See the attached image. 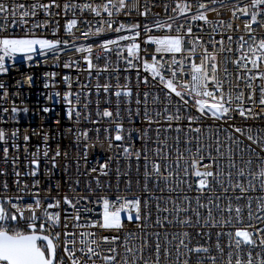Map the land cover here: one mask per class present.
<instances>
[{
  "label": "snow or ice",
  "instance_id": "snow-or-ice-1",
  "mask_svg": "<svg viewBox=\"0 0 264 264\" xmlns=\"http://www.w3.org/2000/svg\"><path fill=\"white\" fill-rule=\"evenodd\" d=\"M143 3L148 6L142 8L141 0H135L131 6H129L128 0H102L100 4H96L95 0L91 3L64 0L63 11L65 13L79 8L81 13L88 10L91 13H97L99 17L98 19L79 21L88 25L82 35L86 39L96 37L99 39V43L76 44L74 43L75 36L72 40H60L31 34L37 29L51 27L53 22L51 18L54 13L50 6L56 5L59 8L57 0H47V2L33 0L30 5L15 2L7 5L0 2V19L4 21L3 24H0V33L9 28V20L12 25L29 29V34L23 36L0 35V74L8 71L6 62L14 60L18 54H22L25 61H31L36 55L47 58L48 54H51L54 62L58 64L60 56L69 48H74L75 53L82 54L80 59L86 63V69L80 68L79 60L72 56L68 58L69 62L65 63L63 67H76L79 72L87 71L89 77L92 76L91 70L96 69L97 75H100L109 70V64L107 61L103 65L94 63L93 49L95 48L96 59L99 60L100 55L107 56L111 51V46L114 45L117 48L118 59L125 61V70L132 68L134 61H141L143 66L151 72L152 77L158 79L159 84L164 85L162 101L164 107L155 115L149 113V92L147 90L143 92V100L139 90L136 92L135 116H141L140 105L143 104L142 120L148 122L147 127L143 129L129 128L128 136L125 137L122 135L123 125L116 122L114 140L120 143H115L112 137L108 138V148H116L118 151L117 159L121 155L126 159L135 157L138 171L140 159H143V190L147 195L136 196L132 199L118 197L115 201L101 197L100 201H97L102 202L103 205L99 219L91 215L94 209L91 207L92 201L88 196H77L75 200L68 195H64L62 200L48 196L43 199L50 202L43 203L38 187L40 181L33 179L32 186L29 187L21 179L22 176L28 175L35 177L39 161L33 158L30 164L37 167H32L30 173H22L16 167V158H13L16 193L11 196L7 195L9 184L5 181L2 185L3 194H0V264H64L65 257L70 261V264H98V260L100 264H160L161 254L165 259L175 257L174 261L169 260V264H193V256L196 257L195 264H217V256L209 255L212 252L209 245L212 239V229H217L215 231V249L221 254L225 251V245H222L221 240L227 237V260H222L221 264H264V128L258 126L253 132L251 126L242 128L230 125V128L235 129V133L245 135L250 143L245 144L240 136H233L230 132L227 137L229 143L222 145L220 127H213V125L203 122L207 117L213 121H228L233 118L234 113H238L245 120H258L264 116V110L256 112L254 107L245 108L246 102L252 105L256 103L252 99L251 92L247 94V100L243 93L233 96L230 92L227 94L224 92L223 82L217 78L219 62L218 53L215 50V46L219 44L220 53L231 52L233 49L225 46V39L231 44L234 41L235 33L242 31V33L251 34L248 38L253 39L255 44L247 52H243L242 55L233 59L232 63L239 62V68L244 70L243 73H238L237 79L249 75L253 80L256 77L264 79V70H260L261 62H264V32L257 39V29L254 27V25H259L260 29H264V0H251L250 4H242L240 0H234L230 8L232 19H239L241 14L245 17L242 30L239 23L234 26L232 20H229L225 24V21L220 18V9L226 7L223 0H195L194 4L192 0H174L175 6L172 8V12L175 15L165 14L163 17L159 12L152 11L153 7L160 6L157 0H143ZM163 8L167 13V0H164ZM40 10H43L47 18L33 19L29 23V18H36ZM101 12L107 14L106 19L99 16ZM134 12L144 18L145 22L142 25L139 21L126 23L119 20L121 14L131 18ZM184 13H189L184 18L185 22L177 25L176 17H180ZM209 13L215 14V20L210 18ZM55 15H59V13ZM150 16L153 19H149ZM118 20L119 22H117ZM77 24L76 18L68 19L64 29L67 32ZM92 24L97 25L95 29L91 27ZM207 25L212 26L210 33L205 32ZM58 29L57 23L56 27L51 28L52 34L56 35ZM152 29L168 31L163 35H154L151 32ZM217 30H219V39L216 38ZM112 31L117 33L114 38H102L101 34ZM205 35H210L211 38L205 40ZM138 38H142L143 42L148 45L143 53L144 59L141 57V44ZM238 39L243 42L245 37L241 34ZM122 41L129 42L121 43ZM153 44L155 45L154 50L151 48ZM185 44L188 45L186 53L184 52ZM207 45H211L212 50ZM125 49L127 56H122ZM236 50L241 51L242 45ZM157 53L171 54L170 62L163 61V56L157 60ZM249 53L251 54L249 55ZM177 54H180L179 58H177ZM149 56L151 57L150 61L146 58ZM197 57L198 59H196ZM118 68L117 64L115 69ZM185 72L188 73L189 79H184ZM224 72L227 73L228 69L224 68ZM137 75L139 77V73ZM44 76L46 79L54 78L56 73H45ZM23 79L30 81L31 78L24 77ZM63 81L68 84V90L63 92L67 118L72 120L75 117L78 123L81 118L80 93H74L71 90L73 81L69 75L65 74ZM19 82L17 81V83ZM76 82L79 83V77ZM148 82V78L144 77V83L148 84ZM45 87H49V85L46 83ZM85 87L88 85L82 84L81 91ZM95 87L98 92L101 87L106 93L111 90L109 84L100 85L97 83ZM247 87L252 88L253 85L249 83ZM0 89L3 90L0 92V100H6L8 90L3 83H0ZM132 91V88L127 85H117V91L114 93L117 97V116H119L121 94L130 100ZM260 93L259 104L264 105V87L260 88ZM172 94L178 98L174 105L172 104ZM53 95L59 97L61 94L59 92L49 94L48 98L52 99ZM87 95L85 93L86 97ZM186 96L193 98L195 103L190 106ZM158 100L159 97L154 98V102ZM106 102H108L107 99ZM97 105L99 106V100H97ZM87 106L86 99L83 107L87 108ZM193 109L197 110L196 114L186 115ZM23 110L26 112L27 108ZM49 110L48 107L43 108L44 112ZM8 111L7 107L0 108V121ZM20 111L21 108L15 104L11 106L13 120L16 119V113ZM97 115L111 118L113 113L108 107H105L102 113L98 109ZM128 115L130 120L134 118L131 111ZM161 120L166 123H161ZM184 121H187L186 125L183 123ZM153 124L156 126V133L155 140L152 141L154 146L150 149L148 133ZM209 129L212 130L209 131ZM170 130L176 133L172 137V141L177 146L174 149L177 153L174 160L171 158L172 143L169 142L167 135ZM67 131L72 133L73 130L69 128ZM105 131L107 132L109 129L105 128ZM162 132L165 133L163 138H161ZM181 132L184 134L183 143L186 152H191L192 143L195 141L196 152L191 159V164L188 163L184 152L179 149ZM189 132L196 133V135L189 136ZM206 132L208 133L207 137L205 136ZM18 133L19 129H14L11 133L13 149L19 148L15 142ZM133 133H136L135 139L142 143L141 148H136L134 141L132 144L124 143L125 139H132ZM88 134L89 129L87 128L76 132L77 147L83 142L85 163H87L89 148L92 146L87 142ZM206 138L209 141H215V155H213L211 143L205 145ZM29 139V135L25 133L23 140L27 142ZM48 139V133H43L46 159L49 152ZM0 142H5V144L7 142L6 129L3 127H0ZM221 146L227 148V167L229 169L227 172L221 166L225 156V153L220 151ZM120 149L122 152L119 151ZM24 151H28L27 146ZM8 152L9 148L3 147L5 162H7ZM149 152L152 153V156H149ZM245 153H247L246 160L244 159ZM35 155L36 153L33 154L34 157ZM60 155V149L57 147L51 158L53 168L57 166L56 157ZM63 156L67 161L68 153L64 152ZM77 159L79 160V155ZM111 159L112 157L108 158L109 161ZM205 159L210 163L203 164ZM254 165H260L258 170L253 169ZM108 166V161L98 162L99 171L105 175H107ZM245 168L248 169L247 172ZM181 169H183L182 172ZM96 171V167L91 169L93 173ZM4 172L5 169L0 168V173ZM190 172L191 175L197 177L195 197L184 194L177 197L169 195L165 198L162 195L156 196L149 190L150 182L156 188L163 181L164 187L159 189L161 193L164 191L181 193L184 187L191 191L193 185L188 179ZM116 175L117 177L121 175L119 168L116 170ZM124 175H128V173H124ZM225 177H227L226 180ZM79 183V180H76V184L79 185ZM130 183L131 181H129ZM97 185L99 186V180H97ZM56 186L59 187L58 184ZM216 186H219V194H217ZM88 190L92 191L91 188ZM237 192L238 194H236ZM256 192H259L260 195H249V193ZM229 193L232 194L229 195ZM82 200L89 201V203L81 206ZM153 200H155V226L164 229L163 233L159 230L148 231L153 227L149 223L153 217ZM241 200H245L246 203L241 204ZM225 201L227 203H224ZM62 203L65 205L63 220H61L60 211L50 210L60 208ZM69 209H71L70 212ZM121 210L128 213V220L140 230L139 238L134 231H127L123 242H121L119 235L100 234L97 237L95 232L89 230L97 227L102 230L119 231L124 227L120 216ZM19 222L26 223L30 231L12 226ZM166 225H179L181 231L178 235L173 233L170 236ZM61 226L62 232L55 231L57 227ZM69 228L72 230L69 231ZM78 229H82V231H78ZM189 229H193L196 236H207L208 239L203 243L191 244L193 232ZM61 236H63L62 253L58 251ZM137 239L141 241L139 248L135 246ZM41 240L46 242V248L38 243ZM173 241H178V243H175L174 248L169 247ZM150 248L154 250L155 259L144 255ZM121 249L124 255L117 259ZM242 254H245L247 258L244 259Z\"/></svg>",
  "mask_w": 264,
  "mask_h": 264
},
{
  "label": "built area",
  "instance_id": "built-area-1",
  "mask_svg": "<svg viewBox=\"0 0 264 264\" xmlns=\"http://www.w3.org/2000/svg\"><path fill=\"white\" fill-rule=\"evenodd\" d=\"M3 4L11 5L13 2L20 4L30 5L33 0H0ZM42 2H47V0H42ZM63 2L64 0H57V3L60 5L59 8L56 5H51L50 9L53 11L54 15L51 18L53 21L51 23V27L40 28L33 32L32 35L36 36H44L46 38H57L60 40H72L73 36L76 37L74 43H99V39L96 37L86 39L84 35H82L83 31H85L88 25L79 22L82 19H98L97 13H91L88 10H85L81 13L79 8L73 9L70 12L65 13L63 11ZM93 0H77V3H91ZM129 6L135 3V0H128ZM193 4L195 0H192ZM226 7L220 9V18L225 21V24L232 20L233 25L235 26L236 23L241 25V30L243 29V25L245 23V17L241 14L239 19H232V13L230 11L231 6L234 3V0H223ZM96 4L102 3V0H95ZM157 3L160 5L158 7H153V12H159L161 17L165 14L167 15H175L172 12V8L175 6L174 0H167L168 8L167 13L163 8L164 0H157ZM242 4H250L251 0H240ZM148 5L143 3L141 0V7H147ZM59 13V15H55ZM189 13L181 14L180 17H176V24L180 25L185 22L184 18L187 17ZM210 18L215 20V14L209 13ZM99 16L107 18L106 13H99ZM45 13L43 10H40L37 13L36 18H29V23L32 22L33 19H45ZM76 18L78 20L77 25H73L69 31H65L64 25L68 19ZM149 19H153V17H149ZM119 20H123L126 23L137 22L139 21L141 25L145 22L143 17H139L134 12L131 18L124 17L122 14L119 17ZM119 20L117 22H119ZM3 19H0V24H3ZM9 28L0 33V35H13V36H23L29 34L28 28H21L17 25H12L11 20L8 21ZM57 23L59 25L58 33L56 35L52 34L51 28L56 27ZM203 23V22H199ZM97 25L92 24L91 27L95 29ZM211 25H207L205 27V32H211ZM257 29V39L260 38V34L264 32V29H260L259 25H254ZM168 30H156L152 29L151 32L154 35H163ZM196 29L194 28V32ZM114 31L107 32L101 34L102 38L111 39L114 38L115 35ZM123 35L124 33H120ZM243 34L245 39L241 42L238 37ZM251 34L237 32L234 34V41L229 44L227 39H225V46L231 47L233 51L231 52H223L220 53V45L217 44L215 46V50L218 53V62L219 68L217 71V78L223 82V89L224 92L231 93L233 96H238L243 93L247 100V94L249 92L252 93V99L256 101L255 105L246 102L245 108L254 107L256 112H261L264 110V105L259 104L260 98V88L264 87V79L261 77H256L254 80L251 79V75L248 77H241L237 79L238 73H243V69L239 68V62L232 63V60L236 57L243 54V52H247L250 47L255 44L253 39L248 38ZM210 35H205L204 39H210ZM217 39H219V30H217ZM141 44V57L144 59L143 56L144 50L148 45H146L142 38H138ZM129 41H122L121 43H127ZM151 43V42H149ZM242 45V50L237 51L236 49L240 48ZM210 50L211 45H207ZM152 50H154L155 45H151ZM188 49V45H184V52L186 53ZM251 53H249L250 55ZM82 54L75 53L74 48H69L65 51L59 59V63H55L54 59L51 54H48L47 58L42 57L40 55H36L32 58L31 61H25L23 59L22 54H18L14 60L7 61L6 67L8 71L6 73L0 74V83H3L4 87L8 90V97L6 100H0V108L7 107L9 109L8 113L3 115V120L0 121V127L6 129L7 133V142H0V168L5 169L4 173H0V194H3L2 185L5 181L9 184V191L7 195H14L16 193V185L14 181L16 180V176L14 175L13 169V158H16L17 164L16 167L23 173V172H31L33 166L30 164V161L33 158H36L39 161L38 171L35 177L31 175L22 176L21 179L26 182L29 187L32 186L33 179L39 180L40 185L38 186L40 189V196L42 198L43 203H49L50 201L44 200V197H54L56 199L63 198L64 195H68L73 200L76 199L77 196H88L92 201L91 207L94 209L93 213L91 214L94 218L99 219L100 215L103 211V205L100 201L101 197H106L111 201H115L118 197H123L125 199H132L136 196H144L147 193L144 192V179H143V159H140V168L139 171L137 170V160L135 157L124 158L122 155L117 159L118 151L116 148L109 149L108 148V138L112 137L115 143H120L119 141L114 140L115 135V123L119 122L123 125L124 131L122 135L125 137L128 136V129L129 128H140L143 129L144 127L148 126V122L142 120L143 115V104L140 105L141 116L136 117L135 111L137 105L135 103L136 99V92L139 90L141 99L143 100V92L147 90L149 92L148 97V109L149 113L155 115L156 112L161 111L163 109L164 104L162 103L164 99V85L159 84L158 79L152 77L151 72L146 69L141 61H134L133 66L130 69L125 70V61L123 59H118L117 57V48L116 46H111V51L108 53L107 56L103 54L100 55V59H96V50L93 49V62L97 65H103L106 61L109 64V70L102 72L100 75H97L96 69L91 70L92 76L89 77L87 71L79 72L76 67L72 68H64L63 65L68 61L70 56L75 57L79 60V67L86 69V63L80 59ZM122 56H127V50L125 49L124 52L121 54ZM180 54H177V58H179ZM163 56V61L170 62L171 54L168 53H157L156 59L159 60ZM149 61L151 57H146ZM198 59V57L196 58ZM227 61V63H225ZM119 65L118 69H115L116 65ZM224 68L228 69V72H224ZM264 70V62H261V69ZM55 72L56 76L54 78L46 79L44 74ZM139 73V77L137 75ZM67 74L71 77L73 83L71 84V90L74 93H80V106L79 111L81 112V118L77 123L75 117L72 120H69L66 115V105L63 100V92L68 90V84L63 81V76ZM24 77H30L29 80H24ZM77 77H79V83L76 82ZM144 77L148 78V84L144 83ZM188 73L185 72L184 79H189ZM139 80V84H138ZM17 81H20L17 83ZM48 84L49 87H45V84ZM87 84L88 87H85L83 91H81V85ZM99 83L100 85L109 84L111 86V90L109 93L103 91L101 87L99 92L95 85ZM251 83L253 85L252 88L247 87V85ZM117 85L120 86H129L132 88V95L129 100L128 97H124L121 94L119 98V116L116 115L117 112V97L114 93L117 91ZM3 90L0 89V92ZM59 92L61 95L56 97L53 95L52 99H49V94H54ZM87 93V97L85 96ZM172 99V104L174 105L178 98L175 97L174 94ZM159 97L158 101L154 102V98ZM189 100L190 106L195 103V100L191 97H185ZM87 99L88 106L84 108L83 105L85 100ZM106 99L108 102H106ZM97 100H99V106L97 105ZM15 104L16 106L21 108V111L16 113V119H12L11 113V106ZM48 107L50 110L48 112H44L43 108ZM108 107L113 116L111 118L98 116L97 110L102 113L103 109ZM27 108L25 112L23 109ZM129 111L133 113L134 118L130 120L129 118ZM197 110L193 109L192 112L186 113L187 114H196ZM95 122V123H94ZM205 124L213 125V127H220V138L223 144H228L229 141L227 139L229 133L231 132L233 136H240L241 140L248 144L250 141H247L245 135L241 133H235L234 128H230V125H235L237 127L245 128L246 126H251L253 132H255L256 128L262 127L264 128V116H261L258 120H245L243 117H240L238 113L233 114V118L228 121H213L210 117H207L203 121ZM161 123H166L165 121L161 120ZM185 125L187 121L183 122ZM195 127V125H194ZM71 128L73 131L69 133L67 130ZM89 129L88 134V143L92 146L89 148V154L87 156V163H85L84 152H83V142L80 143L79 147H77L76 143V132L77 130L82 129ZM105 128H108L109 131H105ZM14 129H19V133L16 138V143L19 145L18 149H13L11 147L13 141L11 139V133ZM99 129V132H97ZM212 129H209L211 131ZM48 133L49 139L47 141V147L49 149L48 158L46 159L44 156V145L45 141L43 140V133ZM27 133L30 139L25 142L23 140L24 134ZM155 133H156V126L153 124L149 129V137L150 141L148 147L151 149L154 145L152 141L155 140ZM164 132L161 133V138L164 136ZM207 132L205 136L207 137ZM167 135L169 136V142L172 143L173 150L171 151V158L174 160L177 153L174 150L177 146L172 141V137L176 135V133L170 130ZM183 132L180 133L181 136V143L179 145V149L181 152H184V155L188 158V163L191 164V159L193 158L196 152L195 141L192 143V150L191 152L185 151V146L183 143ZM196 133L189 132V136H194ZM97 137L99 138L97 140ZM136 133L132 134V139H125L124 143L132 144L134 141V146L136 148H141L143 145L139 140L135 139ZM205 145L207 146L209 143L212 145L213 155H215V141H209L207 138L204 140ZM7 146L9 148L7 162H5V157L3 153V147ZM25 146H27L28 151L25 152ZM57 147H59L61 155L56 157L57 166L53 168L51 164V158L55 153ZM39 148V151H38ZM122 152V149L119 150ZM221 152L225 153V156L222 159L221 166L225 172L229 171L227 167V148L221 146ZM67 152V161L63 156V153ZM36 153L35 157L33 154ZM79 155V160L77 159ZM149 156H152V153L149 152ZM112 157L109 161L108 158ZM244 159H247V153H245ZM108 161V169L107 175L103 174L99 171L98 162L103 163ZM210 161L205 159L203 164H209ZM65 165L67 169L65 170ZM93 167L97 168L95 173L91 172ZM174 167V165H173ZM260 165H254L253 169L258 170ZM119 168L121 175L117 177L116 170ZM151 170V169H150ZM171 170V169H170ZM181 172L183 169L180 170ZM247 172L248 169L245 168ZM124 173H128V175H124ZM189 182L193 185L191 191H188L186 187L181 193L176 192H168L164 191L163 193L160 192V188L164 187L163 181L160 182L159 187L154 188L152 183H149V190L150 192H154L156 196H164L165 198L169 195L173 197H177L178 195L187 194L189 196L195 197L196 195V179L194 175L189 176ZM227 177H225V180ZM76 180H79V185L76 184ZM97 180H99V186L97 185ZM139 180V183H137ZM129 181L131 183L129 184ZM59 185L57 187L56 185ZM215 186V185H214ZM91 188L92 191L88 189ZM217 194H219V186H216ZM232 193H229L231 195ZM238 194V192L236 193ZM249 195L257 196L260 195L259 192L256 193H249ZM207 198V197H205ZM89 201L82 200L80 202L81 206L84 204H88ZM153 203V217L152 220L149 222L153 225V227L149 228L148 231L155 232L161 231L163 233L164 229H159L155 226V219L156 213L154 209L155 200L152 201ZM224 203H227L225 201ZM241 204H245V200L240 201ZM163 206V205H162ZM65 205L61 204L60 208L58 209H50L56 210L61 212V220H63V209ZM171 207V204H169ZM71 209H69V212ZM122 214L124 215L123 219L121 220L124 227L117 230H102L100 228L94 227L89 229L90 231L95 232L96 236L99 237L100 234H116L120 236L121 242H123L124 235L127 231H134L136 236L139 238L141 236L140 230L136 227V225L128 220V213L124 210H121ZM245 217L247 215L246 211L244 213ZM247 223V220L245 221ZM13 227H18L24 231H30L27 228V224L24 222H19L12 225ZM69 231L72 229L69 228ZM166 230L171 234H179L181 228L179 225H166ZM217 229H212V239L209 242L210 247L212 248V252L209 255L217 256V264H221L222 260H227V252L228 248L227 245V237L222 238L221 243L225 245V251L223 254L217 252L215 249V231ZM57 232H62V226L57 227L55 229ZM78 231H82V229H78ZM189 231L193 232V238L191 244L195 243H203L208 238L207 236H196L193 229H189ZM63 236H61V242L58 243V251L62 253L63 245H62ZM188 242V241H186ZM141 241L139 239L136 240L135 246L139 248ZM175 243L178 241H173L169 247H173ZM42 244V243H41ZM190 244V246H191ZM45 246L44 244H42ZM46 248V247H45ZM246 252V249H245ZM108 254V253H105ZM124 252L121 249L120 255L117 259L123 257ZM144 255L146 257H151L155 259L154 250L152 248L148 249ZM242 257L246 259V255L242 254ZM196 257H192V262L195 264ZM234 259V258H233ZM169 260H175V257H170L169 259H165L163 254L160 257V264H169ZM64 264H70V261L67 260L65 257ZM98 264H100L98 260Z\"/></svg>",
  "mask_w": 264,
  "mask_h": 264
},
{
  "label": "water",
  "instance_id": "water-1",
  "mask_svg": "<svg viewBox=\"0 0 264 264\" xmlns=\"http://www.w3.org/2000/svg\"><path fill=\"white\" fill-rule=\"evenodd\" d=\"M38 243H42V244H44L45 245V247H46V242H44V241H38Z\"/></svg>",
  "mask_w": 264,
  "mask_h": 264
},
{
  "label": "rangeland",
  "instance_id": "rangeland-1",
  "mask_svg": "<svg viewBox=\"0 0 264 264\" xmlns=\"http://www.w3.org/2000/svg\"><path fill=\"white\" fill-rule=\"evenodd\" d=\"M120 216H121V220H122V219L124 218V217H123L124 215L122 214V212L120 213Z\"/></svg>",
  "mask_w": 264,
  "mask_h": 264
}]
</instances>
